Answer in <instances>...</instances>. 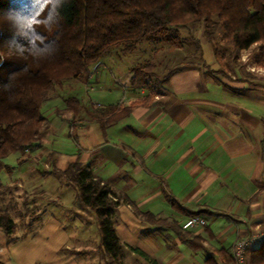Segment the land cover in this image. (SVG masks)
<instances>
[{
	"label": "crops",
	"instance_id": "1",
	"mask_svg": "<svg viewBox=\"0 0 264 264\" xmlns=\"http://www.w3.org/2000/svg\"><path fill=\"white\" fill-rule=\"evenodd\" d=\"M102 65L97 64L91 80L99 86L96 90L87 91L79 82L83 93L71 95L82 103L72 130L77 150L60 152L42 143L55 152L52 173L63 177L54 169L65 171L79 161L130 199L117 208L116 229L123 243L149 257L131 251L142 264L229 260L239 237L264 232V86L244 77L237 84L227 81L218 75L219 63L210 72L188 66L160 84L150 80L142 87L132 83L136 65L126 67L123 78L115 81ZM151 88H156L154 95ZM94 99L103 107L98 109ZM64 111L74 117L66 102ZM49 122L60 127V134L69 135L68 120L63 125L57 119ZM64 184L60 195L71 188ZM75 210L68 218L74 227L51 209L39 218L36 232L4 233L0 260L66 264L70 258L61 250H71L73 239H86L90 229L83 216L89 209ZM148 213L160 223L149 221ZM191 215L205 218L207 224L183 229ZM75 245L79 246L72 250L74 256L87 253L83 244Z\"/></svg>",
	"mask_w": 264,
	"mask_h": 264
},
{
	"label": "trees",
	"instance_id": "2",
	"mask_svg": "<svg viewBox=\"0 0 264 264\" xmlns=\"http://www.w3.org/2000/svg\"><path fill=\"white\" fill-rule=\"evenodd\" d=\"M198 23L205 24L210 39L220 26L222 42L240 54L264 43V0H0V197L7 192L2 171H12L5 159L40 147L48 124L44 105L57 88L70 80L89 83L91 67L117 46L130 53L143 42L180 44V29ZM155 68L150 59L132 67V83L148 85ZM65 102L76 117L81 100L70 96ZM54 171L77 190L82 206L96 212L105 258L123 264L126 246L149 258L117 233V208L129 198L82 162ZM146 217L160 223L151 213ZM0 229L9 236L17 233L8 209L0 210ZM249 259L264 264V240L249 251Z\"/></svg>",
	"mask_w": 264,
	"mask_h": 264
},
{
	"label": "rangeland",
	"instance_id": "3",
	"mask_svg": "<svg viewBox=\"0 0 264 264\" xmlns=\"http://www.w3.org/2000/svg\"><path fill=\"white\" fill-rule=\"evenodd\" d=\"M179 36L181 38L180 44L166 41L160 43L143 42L135 51L130 53H122V48L117 46L103 56L97 64L103 63L102 68L108 73L110 80L115 81L118 78H123L122 71L126 67L150 59L156 64L155 76L151 79L152 83L160 84L175 69L196 66L201 70L210 72V68L219 63L218 75L227 79V81L236 82L237 84L239 78L244 77L249 79L253 85L256 83L264 86V43L256 44L245 55L236 54L231 46L222 42L220 26L215 29L213 37L210 39L204 23L190 24L181 28ZM215 49L218 51L217 55ZM107 55L108 57L112 56V60H107ZM208 59L212 65L208 64ZM97 64L93 65L91 70L95 69ZM89 84L93 85L91 81ZM89 84H84L87 91H90L88 89ZM97 87L99 86L96 85V89ZM81 93H83L82 84L73 80L66 82L62 89L57 88L44 105L43 111L48 118V124L42 131L41 146L34 152L31 151L32 154L29 153L30 155L11 154L5 159V164L10 166L12 171L11 169L9 171L8 168L2 171L1 176L7 185V192L0 197V210L8 209L11 212L17 223V233L32 234L36 232L40 225L39 218L41 219L43 213L47 210L52 209L53 212L55 211L58 215L65 216L68 219L72 214H75V209H89L83 215L84 220L90 223L87 238L84 240L73 239V244L78 243L81 246L83 244V250L87 253H76L74 256L72 250L75 246H79L75 244L71 247V250L62 249L61 252L67 254L65 257L70 258L66 261V264H113L110 259L105 258L101 248L102 234L96 212L81 205L77 191L72 186L62 194L67 198H61L62 195L60 194L64 191V183L68 182L64 177L52 173L54 168L52 159L55 152H50L48 148L45 149L42 146V143H49V146H53L54 149L66 153L77 150L74 131L72 132L77 119L72 118L66 111L62 112V106L67 97L73 94L80 96ZM122 98L125 99V95H122ZM94 100L101 103L98 99ZM50 118L61 121V125L68 120L67 133L69 135L60 134V127H53L49 122ZM37 153L40 157L34 156ZM117 217L118 214L115 222L118 221ZM67 219H64V223L74 227L73 220L68 219L67 221ZM3 237L4 232L0 229L1 242L2 239L4 240ZM2 250V247H0V253ZM1 263L13 264L4 260H1ZM123 264H142V262H140L137 255H132L129 248H125ZM250 264H252L251 260Z\"/></svg>",
	"mask_w": 264,
	"mask_h": 264
},
{
	"label": "built area",
	"instance_id": "4",
	"mask_svg": "<svg viewBox=\"0 0 264 264\" xmlns=\"http://www.w3.org/2000/svg\"><path fill=\"white\" fill-rule=\"evenodd\" d=\"M97 73V69H93L89 71V75L91 80ZM89 84V83H87ZM90 87L88 89L90 91L96 90V85L89 84ZM96 107L101 108L102 104L94 102ZM207 224V220L199 215H191L189 216L183 223V229L189 230L195 226H205ZM264 240V232H258L253 235H249L247 237H239L234 246L232 248L231 258L229 260L223 261L221 264H247L248 261V253L251 249L259 246Z\"/></svg>",
	"mask_w": 264,
	"mask_h": 264
}]
</instances>
